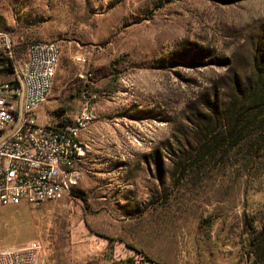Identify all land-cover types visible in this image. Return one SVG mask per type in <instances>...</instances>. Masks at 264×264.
<instances>
[{
	"label": "rangeland",
	"instance_id": "rangeland-1",
	"mask_svg": "<svg viewBox=\"0 0 264 264\" xmlns=\"http://www.w3.org/2000/svg\"><path fill=\"white\" fill-rule=\"evenodd\" d=\"M35 43L58 50L36 121L72 123L83 109L92 121L61 199L0 208V251L36 242L37 264H105L119 251L153 264H252L264 139L247 151L195 145L188 107L223 96L253 59L264 68V0H0L11 67L0 65V84ZM176 142L186 160L173 171Z\"/></svg>",
	"mask_w": 264,
	"mask_h": 264
},
{
	"label": "built area",
	"instance_id": "built-area-1",
	"mask_svg": "<svg viewBox=\"0 0 264 264\" xmlns=\"http://www.w3.org/2000/svg\"><path fill=\"white\" fill-rule=\"evenodd\" d=\"M57 47L35 43L13 70V77L0 84V208L38 207L61 199L63 177L73 163V140L90 124L86 109L77 112L69 128L38 123L35 113L47 98L57 68ZM59 138L51 139V131ZM36 242L0 251V264H37ZM146 262L132 253L131 264Z\"/></svg>",
	"mask_w": 264,
	"mask_h": 264
},
{
	"label": "trees",
	"instance_id": "trees-1",
	"mask_svg": "<svg viewBox=\"0 0 264 264\" xmlns=\"http://www.w3.org/2000/svg\"><path fill=\"white\" fill-rule=\"evenodd\" d=\"M0 65L3 72H11L6 60L0 59ZM188 114L195 145L204 144L208 139L224 145L223 152H227L231 145L246 151L253 148L264 139V68L253 59L249 76L236 78L223 96L217 91L212 92L211 99L209 92L200 95L188 107ZM70 123L65 120L57 124L66 128ZM246 129L249 133L243 135ZM186 145L190 147V144ZM169 153L170 168L173 171L183 168L186 153L182 144L176 142ZM246 255L252 264H264V203L259 228L247 238Z\"/></svg>",
	"mask_w": 264,
	"mask_h": 264
},
{
	"label": "bare ground",
	"instance_id": "bare-ground-1",
	"mask_svg": "<svg viewBox=\"0 0 264 264\" xmlns=\"http://www.w3.org/2000/svg\"><path fill=\"white\" fill-rule=\"evenodd\" d=\"M57 61H58V53H57ZM66 128H69V126H67ZM82 129H81V132H82ZM80 133H79V137H80ZM58 138H59V130H52L51 131V139H58ZM73 151L74 152H73L72 167L66 171V174L63 177V187L65 189V192L68 191L72 186H74L76 181H77V171H76L75 167H76V165H77V163H78V161L82 155V151H83V147L79 143L78 140H73Z\"/></svg>",
	"mask_w": 264,
	"mask_h": 264
},
{
	"label": "crops",
	"instance_id": "crops-1",
	"mask_svg": "<svg viewBox=\"0 0 264 264\" xmlns=\"http://www.w3.org/2000/svg\"><path fill=\"white\" fill-rule=\"evenodd\" d=\"M105 264H131V256L123 254V252L119 251L114 252L113 255L107 259ZM143 264H153L150 262H143Z\"/></svg>",
	"mask_w": 264,
	"mask_h": 264
}]
</instances>
